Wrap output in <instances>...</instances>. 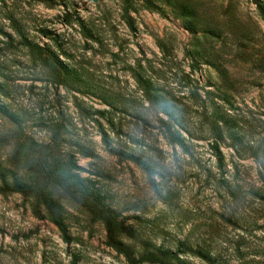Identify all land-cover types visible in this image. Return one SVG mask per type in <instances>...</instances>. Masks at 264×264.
Instances as JSON below:
<instances>
[{"label":"rangeland","instance_id":"obj_1","mask_svg":"<svg viewBox=\"0 0 264 264\" xmlns=\"http://www.w3.org/2000/svg\"><path fill=\"white\" fill-rule=\"evenodd\" d=\"M38 47L67 66L62 82ZM0 83V264H128L57 189L50 209L64 234L14 192L57 126L62 158L118 212L135 256L264 264V200L250 194L264 195V4L0 0Z\"/></svg>","mask_w":264,"mask_h":264},{"label":"trees","instance_id":"obj_2","mask_svg":"<svg viewBox=\"0 0 264 264\" xmlns=\"http://www.w3.org/2000/svg\"><path fill=\"white\" fill-rule=\"evenodd\" d=\"M191 16L192 11L189 10ZM38 56L43 65L55 72L57 80L67 73V66L53 51L48 48L38 47ZM62 82V80H60ZM143 91L148 100L158 107L174 124L181 126L177 121L171 104L158 92L150 81L141 79ZM214 117L219 122H225L223 116L214 112ZM213 117V118H214ZM215 119V118H214ZM218 124L215 120L211 121ZM61 129L57 126L52 131L51 140L48 144L40 146L35 152V158L31 165L32 181L27 185L17 184L14 192H18L33 199L36 207H43L49 215V219L61 230H64L59 220L50 209L49 190L55 188L72 203L84 209L94 222H100L106 232V245L123 256L128 264H189L181 259L179 253L163 248H155L135 256L132 250L123 243L122 236L130 235L128 227L119 219L118 212L107 202L106 197L97 189L90 187L80 175V168L72 156L62 158L60 154ZM176 143L181 145L179 133L174 135ZM214 146V145H213ZM135 162H141L138 157L127 156ZM250 194L264 200V195L256 190Z\"/></svg>","mask_w":264,"mask_h":264},{"label":"water","instance_id":"obj_3","mask_svg":"<svg viewBox=\"0 0 264 264\" xmlns=\"http://www.w3.org/2000/svg\"><path fill=\"white\" fill-rule=\"evenodd\" d=\"M105 0H99V3L101 4ZM260 7L264 4L263 0H254ZM0 86L2 87L1 83Z\"/></svg>","mask_w":264,"mask_h":264}]
</instances>
